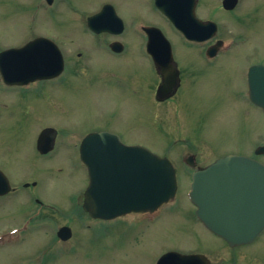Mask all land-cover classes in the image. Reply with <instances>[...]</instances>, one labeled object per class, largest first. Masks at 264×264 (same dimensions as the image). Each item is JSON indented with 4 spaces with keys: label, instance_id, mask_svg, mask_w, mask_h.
<instances>
[{
    "label": "rangeland",
    "instance_id": "1",
    "mask_svg": "<svg viewBox=\"0 0 264 264\" xmlns=\"http://www.w3.org/2000/svg\"><path fill=\"white\" fill-rule=\"evenodd\" d=\"M37 1L0 0V52L45 36L63 48L70 69L76 67L78 59L73 56L78 49L95 62L89 76L79 67L78 73L66 72L57 81L17 90L0 87L1 139L9 140L0 142V168L6 169L12 187L21 189L0 199V264H156L174 249L203 252L214 264L237 263L232 260L237 258L239 264H264V231L252 244L229 251L222 240L201 228L189 199L193 170L185 161L194 156L196 166L206 167L225 155L248 156L264 144V113L246 101L241 73L248 64L264 63V0H240L234 14L246 16L244 25L222 10V0H202L198 17L218 23L219 34L213 41L236 43L214 65L206 63L197 48L183 44L159 21L149 10L153 0H112L127 24L140 17L159 28L172 44L175 60L193 72L190 95L184 101H177L179 97L160 105L152 93L158 78L149 58L139 49L141 37L137 33L128 30L123 36L124 54L110 57L83 33L86 16L75 15L63 3L47 10ZM105 68L123 74L128 84L109 82L113 74L101 77ZM16 125H26V130L22 133ZM47 126L59 132L58 145L69 137L77 143L105 131L116 134L126 145L142 146L167 157L177 172L176 198L155 213H133L110 222L94 221L82 210L71 209L88 185L77 149L66 150V143H62L59 153L50 157L52 161L37 158L32 177L23 175L33 173L31 163L14 166L9 162L25 158L24 148L5 152L6 145L18 144L20 139L30 145L36 132ZM51 164L53 167H48ZM45 165L46 170L42 169ZM13 166L22 168L21 172L7 170ZM33 182L37 183L34 189L22 188L24 183ZM30 192L60 207L55 209L53 221L35 219L29 224L39 216L28 197ZM64 225L76 231L69 244L54 237ZM19 226L28 231H14Z\"/></svg>",
    "mask_w": 264,
    "mask_h": 264
},
{
    "label": "water",
    "instance_id": "2",
    "mask_svg": "<svg viewBox=\"0 0 264 264\" xmlns=\"http://www.w3.org/2000/svg\"><path fill=\"white\" fill-rule=\"evenodd\" d=\"M166 1L168 4L175 3L173 7L165 4L168 10L163 9L174 21L180 15L176 10V0L161 2ZM236 4L237 0H226L224 6L233 9ZM180 18L189 19L187 16ZM212 26L213 34L217 28ZM159 36V41L167 45L163 50L168 52L167 63H170V46L161 34ZM43 42L47 40L37 39L22 49L8 51L7 55L19 59V64L38 76L55 68L57 60V65L63 66L60 53L54 46V51L47 55L37 53V47L42 50L40 44ZM34 47L35 56L30 54ZM159 48H153L158 60L162 58ZM44 50H48V47ZM250 88L252 101L264 108V67L255 66L250 71ZM101 142L112 145L108 168L99 166ZM257 154H264V146L257 150ZM82 159L88 166L90 178L84 209L95 218L155 210L176 194L177 179L172 164L147 148L127 147L119 143V139L115 145L104 133L91 134L83 142ZM193 180L190 198L198 207V217L207 228L227 240L231 247L252 243L264 230V164L244 156L229 155L198 170ZM7 181L0 174V194L8 192ZM100 192L105 197L108 194V197L101 199ZM68 231V228H62L59 236L67 238L70 234ZM173 259L177 261L170 262ZM159 264L211 263L202 255L169 253Z\"/></svg>",
    "mask_w": 264,
    "mask_h": 264
},
{
    "label": "flooded vegetation",
    "instance_id": "3",
    "mask_svg": "<svg viewBox=\"0 0 264 264\" xmlns=\"http://www.w3.org/2000/svg\"><path fill=\"white\" fill-rule=\"evenodd\" d=\"M161 1L162 0H160V4L162 7L165 4L173 7L175 4L172 2L170 4H168L167 1L165 3L161 2ZM223 2H224V0H222L220 2L221 3L220 6H221L222 10L225 13H228L229 16L232 14L231 17L236 18V19H234V18L232 19L234 22L239 23L241 25H244V20H246V16L243 14H234L235 12H237L238 7L240 6V3H241L240 0H237V4L235 5V7L233 9H230V10L226 9L223 6ZM58 3H63L66 6H68L69 9L73 10V13H75V15L82 16V18H84V19L86 16V19L83 21V25L81 27L83 33H85L89 37H92L93 41H94L93 45L96 46L97 48H99L100 50L107 51L110 57H114V56L124 54V52L126 50V45H124V43H123V36L125 35V33L128 30H132L133 32L137 33L141 37V44H140L139 49H141L143 51V53L145 55H147V57L149 58V60L152 64L153 70H154L153 73L158 78V81L156 83V87L152 88V93L154 94L156 102L158 105L164 104L167 102L169 103L170 101L174 100V98H179V97H180V100L176 99L177 101H184L186 96L190 95V92H192V90H193L192 85L194 83L193 72L188 71L186 68L183 69L181 67V65L175 60L174 56H173V60L170 61V63H167L168 52L163 50L167 47V45L165 43H162L159 41V39H160L159 34H161L163 38L165 35L163 34V32L159 28H157L154 25L147 23L145 19L140 18V17H135L133 19L132 23L127 24L125 19L123 18V16L119 12V8H118L117 4L114 3V1H112V0H41L40 2L38 0L36 2V4H38V6H40V7L45 6L47 10L55 9V6ZM158 3H159L158 0H153L152 6L149 8V10L157 16V18L159 19L160 22H162L163 24L168 26L169 29L171 31H173L179 37L180 41L183 44L190 46V47L197 48V52H198L199 56L202 59H204L206 61V63L214 65L215 62H217V60H219L220 56L228 55L229 52L233 50L234 45L236 44L233 40H232V42H224L222 44H219L218 40L213 41L217 37V35L219 34V30L217 31V35L214 38H211V39L206 40V41H191V40L187 39L185 37V35L183 34V32H182L183 28L188 30L189 32H193L196 34L202 33V32L208 33L210 30H212L211 24L215 23L213 20H211V21L210 20H204V19H201L198 17L197 10L201 5H203L202 0H176V5H177L176 10L179 12L180 15L178 16V18L176 17L177 23H175V24L173 23V21L170 18H168L160 10V8L158 7ZM90 16H95V17H93L95 19L92 21V23L90 22V20H92L93 18H90L88 20V18ZM182 16H184V17L187 16L189 19L183 20L182 18H180ZM235 20H237V21H235ZM226 21H228V20H226ZM216 24L218 25V23H216ZM39 38H44L45 40L48 39V41L40 44V47L42 48V50H38V47H37L36 51L38 54L47 55L48 52L51 53L54 51V49H53L54 44L52 42H54L56 45L58 44L53 38L49 39L48 37H45V36H40ZM37 39L38 38H35L32 41L28 42L27 44H23L24 46H22L20 48H15V49H22V48L26 47L27 45H29L30 43L36 41ZM58 45H57V47L60 50V56H61V59L63 60V63H64L63 70H60L61 66L57 65L58 64V60H57L55 62V65H56L55 68L48 70V72H46L45 74H42L40 76H38L37 74H32L31 71L27 70V68L25 69L21 64H19V62H21L19 59L10 58V56L7 55L8 51L14 50V49H10L8 51L0 52V87L3 89L17 90V89H24L31 84L44 83L45 81L46 82L54 81V80L57 81V79H61L62 77H64L66 72L78 73L79 67L82 68V71H88V72H86V76L90 75V73L93 71L92 66H94V62H95L94 58L87 57V53L83 54V51L80 49H78V51L75 50V52H77V53H75L73 57L76 56V58L78 60L75 62L76 67H74L73 69L71 67V69H70L69 64L67 63L68 61H66L67 57H66V54H64L65 53L64 50H63V48L59 47ZM157 46L161 47L159 49H161L162 58H160L159 60H156V62H155V60H154L152 54L149 52L148 48H151V47L155 48ZM45 47H48V50H44ZM215 48H216L215 56L210 57L209 51L213 50ZM35 49H36V47H34L33 51L30 53L33 56H35V53H34ZM171 51H172V55H173L172 44H171ZM255 66L264 67V63L254 62V63L248 64L245 68L243 67V69L241 68V73H242L243 78H244L243 80H244V86H245L244 87V90H245L244 96H245L246 101H248L252 106H254V108H256L260 112L264 113V109L257 106L251 99L250 71ZM112 74H113L114 78L111 81L109 80V82L114 81L119 85L128 84L129 81H128V79H126V77L123 74H120L116 71H112L109 68H105L102 71L101 77L109 78L110 76H112ZM95 79L97 80V76L95 77ZM26 81H28V83ZM160 89H161V92L159 93ZM242 90H243V88L241 90H239V94L241 93ZM181 97H183L182 100H181ZM191 107L194 111L193 106H191ZM5 126H9V125H5ZM16 126L19 127V129L21 130L22 133L26 130V125H16ZM2 134H3V132L1 129L0 130V142H6L7 143L9 140L1 139ZM60 137L61 136H60L59 132L55 128L47 126V127H44L43 129H41L40 132H36L35 136H33V138H32V142L30 145H27L25 142L22 141V139H20V142L18 144L6 145L5 152L7 151V149L24 148L25 152H26L25 158L20 159V160H9V162L11 164H13L14 166L15 165H22L21 163H25V164L31 163L30 164L31 167L29 170H33V173H23V175L28 176V177L29 176L32 177V176H35L34 173L37 170V166H38L37 158L40 160H43L44 162H47L48 160L52 161V159H50V157L52 158V156L54 154L55 155L58 154L59 151L61 150L60 147H62V143H66L63 145L66 150L72 151L74 149H77V158L79 161V165L81 166V169L84 172L85 165L81 162L80 156H81L82 143L86 137L84 139L80 140V142L77 141V143L73 142V137H69L65 142L63 140H61V144L58 145V141H60ZM71 145H72L73 149H69V148H71L70 147ZM261 146H264V144L258 145L254 149V151H253L254 153H251L246 157H249L251 159H254L256 161L263 163L262 161L264 159V155L263 154H257V150ZM100 147H102V146H100ZM241 156H244V155H241ZM105 158H107V157H105ZM218 159H220V157H218ZM218 159H216L215 161H217ZM107 160H108V158H107ZM185 161H186L187 165L190 167V169L193 170V174L198 169L203 168L201 166H196V163H195L196 160H195L194 156L188 157L187 159H185ZM215 161H213V162H215ZM189 162L191 164H189ZM42 165H44V164H42ZM14 166L12 169L7 168V170H9V171L18 170L21 172L22 168H14ZM46 166H48V165L43 166L42 169L46 170V168H48V167H51V168L53 167L52 164L48 167H46ZM104 166H105V168H108L109 163H106ZM0 172L5 177H7L8 181L11 185V181L9 180V174L7 173L6 169L0 168ZM28 184L29 183H24L22 188L24 190H26V189L29 190V189H34L37 185L36 182L30 183V185L27 186ZM19 190H21L19 186L12 187V185H11L10 192L5 196H0V198H4V197H7L9 195L17 194ZM84 194H85V188L80 193L78 199H76L74 202H72V206L73 205L74 206L71 209L78 210L79 212L83 211L84 198H85ZM28 197L35 204L34 210L39 211L38 212L39 216H37L35 218L36 220H39L42 222L53 221L54 210L59 209L60 207H56L53 203L44 201L41 198L34 196V193H32V192L29 193ZM43 213H46V214H43ZM84 215H87L88 217H90L85 212H84ZM76 219L81 221V219L79 217H76ZM91 219L94 221H99V222H110V221H104V220H100V219H93V218H91ZM71 221H73V219ZM111 221H114V220H111ZM199 222L201 224L200 225L201 228L204 231L209 232L214 237L222 240L226 244L229 251H233V249L245 246V245H240V246L231 247L230 244L227 242V240H224L223 238H220L219 236L211 233L203 225V223L200 220H199ZM62 227H70V226L64 225ZM60 229L61 228H59L58 230H60ZM71 231H72V238H71V240H69V242L74 241V238L76 235L75 229L73 231L71 228ZM183 250L184 249L169 250L168 252L164 253L158 259L156 264H159L161 258L164 257L166 254H169V253H176V254L185 255V256L202 255L204 257H207L209 259V261L211 262V264H214V262H212V260L203 252H198V251L186 252ZM238 259L239 258L232 259V260H236L237 263L229 262L227 264H239L241 260H238ZM175 261H177V260L173 259L170 262L173 263Z\"/></svg>",
    "mask_w": 264,
    "mask_h": 264
}]
</instances>
